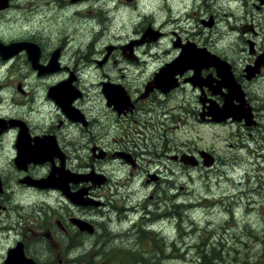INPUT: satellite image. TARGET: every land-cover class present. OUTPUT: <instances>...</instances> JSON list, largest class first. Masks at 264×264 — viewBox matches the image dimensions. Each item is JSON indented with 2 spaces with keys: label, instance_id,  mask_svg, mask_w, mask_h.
I'll return each mask as SVG.
<instances>
[{
  "label": "flooded vegetation",
  "instance_id": "flooded-vegetation-1",
  "mask_svg": "<svg viewBox=\"0 0 264 264\" xmlns=\"http://www.w3.org/2000/svg\"><path fill=\"white\" fill-rule=\"evenodd\" d=\"M210 1L155 0L154 10L141 15L135 26L122 23L128 31L124 32L123 41H109L104 53L95 48L96 42L91 39L96 33L93 30L97 16L91 8L86 11L85 4H73L66 11L74 17L83 13L79 27L94 25L92 32L83 30L79 35L86 42L77 48L70 35L62 41L49 38L47 43L44 28L34 29L31 21L24 36L19 37L24 39L0 40L2 45L26 44L25 50L10 59H0L1 65H9L8 76L23 79L0 81V215H5L0 223L4 233L0 236L12 240L2 264L8 251L18 244L27 259L35 264H50L51 257L30 254L29 245L38 249L59 247L65 235L66 238L77 235L73 230L85 233L71 222L73 218L63 221L57 215L61 222L54 215H45L42 208H38L35 217L17 215L18 225L7 215L18 207L24 208L21 201L29 196L41 205L49 202L51 205L58 198L67 199L62 190L40 184L50 175L58 177L56 173L64 175L65 171L77 175L68 184L69 192L72 195L85 192L84 208L73 215L90 224L91 232L86 234L95 239L99 217H104L107 223L116 226L109 229L102 223L106 240L120 239L128 252H139L147 241L144 234H148L151 243L157 246L158 257L170 254H166L167 249L172 254L188 255L192 248L187 245V233L197 230L191 224L196 226L200 221L194 217L188 221L185 215L192 212L190 207L194 204L177 205L180 194L172 190L177 184L196 180L189 173L192 169L212 170L215 177L233 185L239 197L221 194L236 200L225 212L228 221L235 220L234 208L238 205L246 216L243 228L252 231L250 220L255 209L251 206L260 203L264 194V0H237L242 3L237 4V11L229 4ZM11 5L0 13L8 11ZM211 6L221 11V15L214 13ZM59 24L54 18L47 30L55 31ZM229 36H233L230 42ZM184 51L203 52L204 59L174 69L172 65L180 62ZM99 53L101 57L97 59ZM66 55L81 57L78 63L82 67L99 68L101 79L95 84L98 102L85 99L86 92L79 86L78 76L65 63ZM122 62L126 64H118ZM62 73L66 77H57ZM32 75L36 78L55 75L56 81L44 87L43 95L32 97L33 93L25 90ZM65 88L73 96L68 103ZM32 102L40 108L35 114ZM26 106L30 110L26 111ZM219 111L226 112V117L218 116ZM193 124L218 131L223 147L194 143ZM66 127L81 137L73 147L88 152L87 161L78 158L81 165L76 168L68 164L72 146L64 137ZM154 132L161 133L160 140L154 139ZM230 151L233 157L228 161L222 159L225 156L220 152ZM149 159L159 163L156 170L161 166L163 170L145 172ZM161 159H166V165L160 163ZM143 171L146 175L139 182L134 173ZM240 172L235 179L233 174ZM112 184L113 200L119 199L120 193L116 191L121 185L131 194L127 200L122 199L125 206L120 211L122 220L113 203L99 199L105 194L104 187ZM204 205L214 206L210 200ZM158 219L160 222L155 223ZM170 229L176 235L166 238L165 231ZM181 230L185 236H177ZM198 246L202 250L205 243L201 240ZM125 257L127 264H143L140 256ZM204 257V254L195 257L197 264H202Z\"/></svg>",
  "mask_w": 264,
  "mask_h": 264
},
{
  "label": "rangeland",
  "instance_id": "rangeland-1",
  "mask_svg": "<svg viewBox=\"0 0 264 264\" xmlns=\"http://www.w3.org/2000/svg\"><path fill=\"white\" fill-rule=\"evenodd\" d=\"M72 2H70V0H10L9 4H12L11 8L8 11L0 13V40L8 42L10 41L9 39L23 37L26 29L28 30L29 24L27 23L31 21V23L34 24V29L41 30V28H44L45 33L43 37L47 43H49V38H52V40L58 39L62 41L63 38L65 40L70 35L73 46L77 48L82 43L86 42V39L84 37L79 38V35L82 34L83 30H90L92 32L94 25L91 23L86 25L84 28L83 25L82 27H79V24L81 23L80 21L83 19V13H81L79 17H74L68 16L66 11L73 4H85L86 11L91 8L96 13L97 23L93 30L96 33L91 35V39H94V44L96 42L95 48L102 53L104 46L107 45L109 41H112L113 43L121 41V39L123 41L125 36L124 32H128L125 30L127 26H122L123 22L129 23V26H135L140 20L141 15L148 14L149 12L151 13L152 10H154L155 5V0H96L93 2H91V0H79ZM215 4H229L231 9L237 11V4L242 3H239L237 0H216ZM110 8H112V10H110ZM211 9L214 13L219 15L222 13L213 6H211ZM237 14H239V12H237ZM54 18L60 24L57 26V30L49 31L47 28L52 23ZM114 36L116 37L115 39ZM232 38L233 36H229L228 42H230ZM100 53L97 54V59L101 57ZM244 58L245 57L243 55V59ZM80 59L81 57L75 56L73 58L72 55H66L65 63H68L66 65L69 66V68H72V71H74V73L78 76V81L80 82L79 86L86 92L85 99L88 98L91 102H98V99L95 96L97 91V85L95 84L101 79L99 68H95L93 65L89 68L82 67L81 63H78ZM237 60L239 61V58ZM76 64L77 66H75ZM118 64L125 65L126 63L122 62ZM8 66V63L2 65L0 63V81L13 79L23 80L20 76H8L6 71ZM16 69H20V66L16 65ZM66 75V73H62L57 77H66ZM54 76L49 75L42 78H36L33 75L28 78L27 76L25 77L28 78L25 90L27 92H32V97H38L41 94L43 95L45 92L44 87L56 81V77ZM37 85L41 86L38 87ZM27 96L30 97L31 95ZM27 100L28 99H26V101ZM31 108L34 114L40 110L39 107H35V102H32ZM25 110H30L29 106H26ZM46 110L48 113L53 114L50 109ZM99 119L101 118L99 117ZM67 129L68 127L65 128L66 132L64 137L67 142L71 143L72 146L69 147L70 151L67 150L68 155L71 158V160L69 158L68 164L71 167L76 168V166L81 165L78 158H80V161L82 162L87 161L86 154L88 155V152L81 151L78 146L73 147L74 144H77V142L81 140V137H78L72 129ZM62 131H64V128ZM154 133V139L156 141L160 140L159 136L161 133ZM191 134L193 142L201 144V146L206 143H214L216 146L223 147V140L218 137V135L221 136V134H219L216 130L203 128L193 124V132ZM84 137L85 136H83L82 139H84ZM189 137H191V135H189ZM220 153L225 156V158L222 159L226 161H228V158L233 157L231 151ZM220 159L221 155L219 157V160ZM149 160L151 162L145 164V172L150 171L154 173L155 171L163 170L162 166L161 168L159 166L160 170H156L159 163L154 162L151 159ZM89 162L90 160L88 163ZM162 162L165 163L163 165H166V159H161L160 163L162 164ZM226 170L228 171V169ZM143 172L138 174L134 173L139 182H141L146 175V173ZM189 173L192 174L193 177H196V180L186 185L177 184L175 189L172 190V192L176 191L177 194H180L176 203L177 205L182 203L194 204V206L190 207L192 212L185 215L188 221L190 222V219L193 217L199 219L200 221V224L198 223L196 226L193 223L191 224V226L197 230L193 232L189 230L187 233V245L192 249L189 250L186 257L180 255V252L172 254L170 249L166 250V254H170H163L162 257H165L164 259L162 257H158L157 246H154L153 243H151L148 234H144L147 236V241L140 247L141 249L139 252H128V249L120 244V239L109 240V237H107L106 240V232L101 230L102 223L105 227H109V229L113 227L116 228V226L110 221L107 223V220L104 217H99L100 226L98 236L95 239H93L91 235H87L86 233H89L87 231H82L85 233H80L77 230H73V234L77 235H73L72 238H66L67 235H65V239L59 247L47 246V249H38L33 245H29L30 251L32 252H30V254L35 252L37 255H43V257H51L49 262L50 264H127L125 261L127 260L125 257L126 254L136 257L140 256L143 264H197L195 257L204 254L206 259H209L213 253L219 256L217 261H213L215 262L214 264H264V194H262V198H260V203L257 202L256 205L251 206V208H254L255 211L251 215L250 220L252 231H249L243 228L246 216L242 207L238 205L234 208L235 220L229 219L228 221V215L225 212L227 208L230 207L229 204H233V201L236 202L235 199L228 196H233L235 198L239 197V195H237V190L233 188L231 183L222 181L215 177L216 173L212 170L202 171L192 169ZM240 174H242V172L237 173L236 175L233 174V176H235L236 179V177ZM203 181L206 184H204ZM223 182L225 184L224 186ZM180 187H183L182 191L180 190ZM114 189V184L104 187L105 194L99 199L108 201L110 204L113 203V209H115V211L119 210V219L122 220L123 216L120 211L125 207L122 199L124 198L127 200V198L131 197V194L125 185H121L116 191L120 193L119 199L113 200L111 197H113L112 192ZM148 189L149 188H147L146 192H148ZM222 193L228 194V196L226 195L225 197H222ZM84 194L85 192L82 191L81 197L79 196L81 201ZM240 199L246 204L244 198ZM195 200H199V202H196ZM209 200L213 202L214 206L207 207L204 205ZM115 201L118 202L114 204ZM21 202L24 208L18 207L19 209L14 213L7 214L9 219L16 220V225H18L19 221V217L17 215L20 214L22 216L28 215L35 217L38 208H42L45 215H54V219L60 220L61 222L62 219L58 218V216L62 217L63 221H67L69 218H73L71 221L77 220L73 214H79V211H82L84 208L83 206L71 203L69 200L67 201L65 198L52 200L51 205H49L50 202L48 205H41V203L32 196H29ZM155 214L159 216L162 215L157 213ZM181 215L176 216V218L180 219L182 217ZM4 216L5 215H0V223L1 220L4 219ZM111 218H114V216L111 215ZM159 222L160 219H158L155 223ZM2 233L4 232L0 229V235ZM174 235L176 234L173 229L165 231L166 238H171ZM185 235L186 233L181 230L177 236ZM153 237L157 238V236ZM1 238L2 236H0V264L3 262L5 251L12 245L11 239ZM201 240L205 243L202 250H200L199 246L196 247ZM58 260H60V262H58Z\"/></svg>",
  "mask_w": 264,
  "mask_h": 264
},
{
  "label": "water",
  "instance_id": "water-1",
  "mask_svg": "<svg viewBox=\"0 0 264 264\" xmlns=\"http://www.w3.org/2000/svg\"><path fill=\"white\" fill-rule=\"evenodd\" d=\"M9 1L10 0H0V11L6 9L8 7ZM72 1H78V0H72ZM147 33L149 34V31H147ZM25 49H26L25 43H16V44H11V45L0 44V59L5 61L7 59H10L13 55L18 53L19 51L25 50ZM202 53L199 54L196 51H195V53H190L189 51H187V52L184 51L181 55V59L179 58L180 62L175 63L172 66L174 69L175 68H186L191 63L195 64V63H197V61H201L202 59H204V56H201ZM212 57H210V58H212ZM207 60H205V61H207ZM215 61H216V59H215ZM215 61L209 60V63L214 65L216 68H220L219 64L218 63L216 64ZM72 97L73 96L69 95V93H68V88H65V96H64L65 103L71 102L73 99ZM227 110L229 112V109H227ZM230 111H232V110H230ZM218 113H219L218 116H220V117L222 116L224 118L226 117V114H225L226 112L224 113L223 111H219ZM56 174H58V177H54V175H50L47 179L42 180L40 183V184H42V187L58 188V189L63 191L65 197L68 198L73 204L85 205V203H83L80 199L81 194H82L81 192L75 193L73 195L69 192L68 184L70 182H74V177L77 178L76 177L77 175L75 176V175L68 173L66 171H65L64 175H62V173H56ZM72 223L75 224L81 231H87L89 233L91 232V227L86 222H83L80 220H73ZM4 264H35V263L25 257V255L23 253L22 245L18 244L15 248L8 251L6 258H5V261H4Z\"/></svg>",
  "mask_w": 264,
  "mask_h": 264
},
{
  "label": "trees",
  "instance_id": "trees-1",
  "mask_svg": "<svg viewBox=\"0 0 264 264\" xmlns=\"http://www.w3.org/2000/svg\"><path fill=\"white\" fill-rule=\"evenodd\" d=\"M219 259V256L217 254H212L209 259H206V256L203 258V263L202 264H214L215 262L213 261H217Z\"/></svg>",
  "mask_w": 264,
  "mask_h": 264
},
{
  "label": "bare ground",
  "instance_id": "bare-ground-1",
  "mask_svg": "<svg viewBox=\"0 0 264 264\" xmlns=\"http://www.w3.org/2000/svg\"><path fill=\"white\" fill-rule=\"evenodd\" d=\"M191 210V209H190Z\"/></svg>",
  "mask_w": 264,
  "mask_h": 264
}]
</instances>
